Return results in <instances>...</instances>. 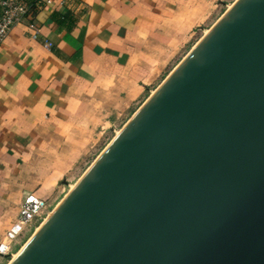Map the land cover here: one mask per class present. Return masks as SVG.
Masks as SVG:
<instances>
[{
	"label": "water",
	"instance_id": "water-1",
	"mask_svg": "<svg viewBox=\"0 0 264 264\" xmlns=\"http://www.w3.org/2000/svg\"><path fill=\"white\" fill-rule=\"evenodd\" d=\"M12 264H264V0H237Z\"/></svg>",
	"mask_w": 264,
	"mask_h": 264
},
{
	"label": "crops",
	"instance_id": "crops-1",
	"mask_svg": "<svg viewBox=\"0 0 264 264\" xmlns=\"http://www.w3.org/2000/svg\"><path fill=\"white\" fill-rule=\"evenodd\" d=\"M198 1L41 0L34 27L0 44V242L66 172L64 144L160 79L203 20Z\"/></svg>",
	"mask_w": 264,
	"mask_h": 264
},
{
	"label": "rangeland",
	"instance_id": "rangeland-1",
	"mask_svg": "<svg viewBox=\"0 0 264 264\" xmlns=\"http://www.w3.org/2000/svg\"><path fill=\"white\" fill-rule=\"evenodd\" d=\"M236 1L237 0H199L197 13L203 14V20L195 26L190 33V41L169 64L160 79L148 88L136 102L130 103L127 109H120L118 113L112 114L107 119L104 118L103 121H100L99 127L97 125L90 129L81 128L82 131L79 132L80 134H78L77 138H71V141L64 144L65 156L73 157V160L66 158L64 166L67 170L63 176L60 177L59 182L53 185V187L46 188L38 194L48 201L47 212L38 222L27 226L23 233L12 243V256L7 258V262L12 261L13 256L25 246L41 227L44 220L48 218V215L53 212L66 194L69 193L71 186L79 181L102 152L106 150L108 145L112 143L117 132L126 126L138 110L151 97L152 93L160 87L172 71L202 39L206 31L210 30Z\"/></svg>",
	"mask_w": 264,
	"mask_h": 264
},
{
	"label": "built area",
	"instance_id": "built-area-1",
	"mask_svg": "<svg viewBox=\"0 0 264 264\" xmlns=\"http://www.w3.org/2000/svg\"><path fill=\"white\" fill-rule=\"evenodd\" d=\"M51 1V0H50ZM41 0L31 3L28 0H2L0 2V44L20 24L34 27V16L41 7ZM49 47L51 44L48 42ZM48 209V201L38 194L30 195L22 204L18 219L0 242V264H10L7 258L12 256V243L23 233L27 226L38 222Z\"/></svg>",
	"mask_w": 264,
	"mask_h": 264
},
{
	"label": "bare ground",
	"instance_id": "bare-ground-1",
	"mask_svg": "<svg viewBox=\"0 0 264 264\" xmlns=\"http://www.w3.org/2000/svg\"><path fill=\"white\" fill-rule=\"evenodd\" d=\"M236 2H237V1H236ZM236 2H235V3H236ZM235 3H234V4H235ZM234 4H233V5H234ZM233 5H232V6H233ZM232 6L229 7V10L232 8ZM229 10H228V11H229ZM228 11H227V12H228ZM224 15H225V14H224ZM222 17H223V16H222ZM222 17H221V18H222ZM221 18H220V19H221ZM220 19H219V21H220ZM219 21H218V22H219ZM218 22H217V23H218ZM217 23H216V24H217ZM216 24H215V25H216ZM215 25H214V26H215ZM214 26H213V27H214ZM213 27H212V28H213ZM212 28H211L210 30L206 31V33L204 34V36L202 37V39L210 33V31L212 30ZM202 39H201V40H202ZM201 40H200V41H201ZM200 41H199V42H200ZM199 42L193 47V49L199 44ZM193 49H192V50H193ZM184 59H185V58H184ZM182 61H183V60H182ZM174 70H175V69H174ZM174 70H173V71H174ZM173 71H172V72H173ZM156 91H157V89L152 93V95L155 94ZM152 95H151V96H152ZM145 103H146V102H145ZM139 110H140V109H139ZM139 110H138V111H139ZM133 117H134V116H133ZM129 122H130V121H129ZM129 122H128V123H129ZM128 123H127V124H128ZM127 124H126V126H127ZM126 126H125V127H126ZM125 127H124V128H125ZM124 128H123V129H124ZM123 129H122V130H123ZM122 130H120L119 132H117V134H116L115 138L112 140V142H113V141H114V140H115V139L121 134ZM108 146H109V145H108ZM107 148H108V147H107ZM107 148H106V149H107ZM104 151H105V150H104ZM104 151H103V152H104ZM103 152H102V153H103ZM100 156H101V155H100ZM100 156H99V157H100ZM99 157H98V158H99ZM98 158H97V159H98ZM86 172H87V171H86ZM85 174H86V173H85ZM85 174H84V175H85ZM84 175H83V176H84ZM83 176H82V177H83ZM82 177L79 179V181L82 179ZM79 181H78L75 185L71 186V188H70V190H69V193L66 194V196L64 197V199L70 194V192L75 188V186L79 183ZM64 199H63V200L57 205V207L53 210V212H51V213L48 215V218H46V219L44 220V222L42 223L41 227L47 222V220L49 219V217H50V216H51V215L57 210V208L61 205V203L64 201ZM41 227L36 231V233L41 229ZM36 233L32 236V238L36 235ZM32 238H31V239H32ZM31 239H30V240H31ZM30 240H29V241H30ZM29 241L25 244V246L29 243ZM25 246H24V247H23V248H22L17 254H15V255L13 256L12 261L10 262V264H12V263L14 262V260L19 256V254H20V253L22 252V250L25 248Z\"/></svg>",
	"mask_w": 264,
	"mask_h": 264
},
{
	"label": "trees",
	"instance_id": "trees-1",
	"mask_svg": "<svg viewBox=\"0 0 264 264\" xmlns=\"http://www.w3.org/2000/svg\"><path fill=\"white\" fill-rule=\"evenodd\" d=\"M2 0H0V2H1Z\"/></svg>",
	"mask_w": 264,
	"mask_h": 264
}]
</instances>
